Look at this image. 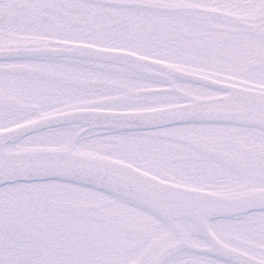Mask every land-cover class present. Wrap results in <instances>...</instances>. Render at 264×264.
Segmentation results:
<instances>
[{
    "label": "snow or ice",
    "instance_id": "obj_1",
    "mask_svg": "<svg viewBox=\"0 0 264 264\" xmlns=\"http://www.w3.org/2000/svg\"><path fill=\"white\" fill-rule=\"evenodd\" d=\"M0 264H264V0H0Z\"/></svg>",
    "mask_w": 264,
    "mask_h": 264
}]
</instances>
